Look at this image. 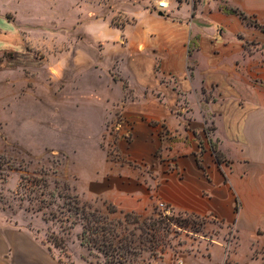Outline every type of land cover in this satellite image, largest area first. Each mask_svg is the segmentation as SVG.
Returning a JSON list of instances; mask_svg holds the SVG:
<instances>
[{
    "label": "crops",
    "instance_id": "crops-1",
    "mask_svg": "<svg viewBox=\"0 0 264 264\" xmlns=\"http://www.w3.org/2000/svg\"><path fill=\"white\" fill-rule=\"evenodd\" d=\"M81 1L100 10L69 28L50 27L45 43L35 32L43 25L0 0V57L11 56L1 61L5 87L26 69L10 62L36 61L38 53L54 81L66 60L79 78L116 72L107 90L90 85V99L88 91L64 93L80 109L67 119L87 106L101 112L93 133L105 137L104 159L83 178L86 195L120 212L148 214L160 202L174 209L190 244L150 264H264V30L246 21L264 26V0H175L163 16L146 0ZM254 40L258 46L248 47ZM188 220L192 231L182 229ZM0 264L67 263L35 229L0 215Z\"/></svg>",
    "mask_w": 264,
    "mask_h": 264
},
{
    "label": "rangeland",
    "instance_id": "rangeland-1",
    "mask_svg": "<svg viewBox=\"0 0 264 264\" xmlns=\"http://www.w3.org/2000/svg\"><path fill=\"white\" fill-rule=\"evenodd\" d=\"M7 5L23 17H31L35 25H43L35 32L45 43L52 40L50 27L65 24L69 28L78 17L86 20L89 9L100 10L97 4L85 5L81 0H8ZM146 5L152 10L148 0ZM246 21L264 30L255 21ZM257 46L256 40L248 44ZM37 56L36 61L19 57L10 62L13 67L17 63L26 66L25 73H12L13 89H7L1 77V61L11 56L0 57V215L35 229L67 264H150L164 254L178 255L183 242L189 245L190 241L180 237L183 232L173 226L180 225L181 220L169 223L158 203L139 218L131 214L136 212L96 205L86 195L83 178L94 177L104 159L105 137L93 133L100 124L101 112L87 106L81 117L67 119L68 114H80V109L67 105L64 93L88 91L90 99V85L102 82L107 90L108 84L111 87L113 80L119 79L117 73L89 70L81 74L83 78L75 77L74 70L67 71L66 60L64 70L57 69L58 79L54 81L44 67L46 56ZM26 78L30 80L28 85L17 89L16 83L21 86ZM67 83L72 87L67 88ZM8 97L12 99L9 103ZM120 103L115 106L116 123L122 116ZM208 128L210 133L213 126ZM108 155L115 156L114 150ZM94 210L96 216L92 215ZM186 222L182 229L192 231L195 226L191 220ZM87 224L97 226V230L85 235L83 227ZM140 241L147 250H139Z\"/></svg>",
    "mask_w": 264,
    "mask_h": 264
},
{
    "label": "built area",
    "instance_id": "built-area-1",
    "mask_svg": "<svg viewBox=\"0 0 264 264\" xmlns=\"http://www.w3.org/2000/svg\"><path fill=\"white\" fill-rule=\"evenodd\" d=\"M173 1H175V0H148V3L150 4V7L152 10H154V12L167 13L169 11L171 3ZM117 124H118V128H120L123 124H125V119L122 116H120L118 118ZM158 205L163 212V217L169 223H171V221L175 218L174 209L164 202H160V203H158ZM159 215L162 216L161 214H159ZM173 226L175 227L174 224H173ZM179 264H182V263L179 262Z\"/></svg>",
    "mask_w": 264,
    "mask_h": 264
},
{
    "label": "trees",
    "instance_id": "trees-1",
    "mask_svg": "<svg viewBox=\"0 0 264 264\" xmlns=\"http://www.w3.org/2000/svg\"><path fill=\"white\" fill-rule=\"evenodd\" d=\"M229 12H231V13H237V11L236 10H229ZM241 15V17H243V18H245L246 19V16H244L243 14H240ZM215 153H216V156H217V160L218 161H221L222 160V156L220 155V153L216 150V148H215ZM97 210H94L93 212H92V215L93 216H96L97 215ZM131 214H135V215H137L139 218H141V215L140 214H136V213H131ZM128 215H130V214H126V216H128ZM96 223V222H95ZM144 222H142V224H143ZM84 234L86 235V234H88L90 231H91V234L94 232V231H96L97 230V226H95V225H92V226H90V224H87V225H85L84 227ZM84 240H86L85 238H84ZM151 241H153V240H151ZM154 242V241H153ZM138 245H136V246H133L132 248L133 249H135L136 247H137ZM148 248L146 247V245L145 244H143V241H140L139 242V250H147Z\"/></svg>",
    "mask_w": 264,
    "mask_h": 264
},
{
    "label": "water",
    "instance_id": "water-1",
    "mask_svg": "<svg viewBox=\"0 0 264 264\" xmlns=\"http://www.w3.org/2000/svg\"><path fill=\"white\" fill-rule=\"evenodd\" d=\"M160 16H163V13H159Z\"/></svg>",
    "mask_w": 264,
    "mask_h": 264
}]
</instances>
